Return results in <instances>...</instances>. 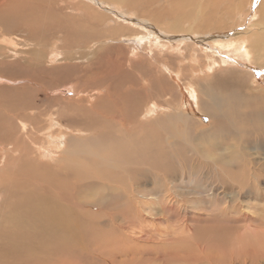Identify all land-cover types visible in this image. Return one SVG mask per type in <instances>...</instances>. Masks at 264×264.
Segmentation results:
<instances>
[{
	"label": "rangeland",
	"instance_id": "1",
	"mask_svg": "<svg viewBox=\"0 0 264 264\" xmlns=\"http://www.w3.org/2000/svg\"><path fill=\"white\" fill-rule=\"evenodd\" d=\"M26 1L27 7L25 9L30 17L33 14L37 16L38 11L47 6L44 10L48 12L44 13V20H41L44 23L40 24L53 27L47 28L51 32L43 31V34H39V39L48 44V49H46L44 55L46 64H44L43 59L41 67H35V69L27 65L19 66L16 63L7 66L0 65V68L2 66L0 76L17 79V81L32 79L33 83L37 84L35 86L29 84L28 88L19 90L13 88L17 82L12 81L10 85L8 83L7 86L0 87V143H10L11 139L7 138L6 132L7 130L11 132L17 128L18 123L15 117L19 115L22 107L27 106L29 107L28 114H42V121L38 122L37 125V129L41 127V132L39 130L33 132L38 139L27 141L28 145L31 144L35 147L34 142H37L38 146L41 147L38 150L41 154L39 161L35 159L33 163L37 162L38 166L55 167L57 169L58 165H56L55 160L60 154H75L70 152L78 149L81 151L87 149L88 152L94 154L92 156L85 151L84 155L87 158L83 160L78 159L83 156L73 155L70 159L72 166L63 170L67 175L64 183H58L55 176L50 178L52 186L55 185L52 194L60 193V189L63 188L70 195L68 206L72 207L73 216L77 222V226L72 233V240L77 241L78 245L75 243V246L71 244V248H64L61 245L62 239L65 240L68 237L60 233L63 236L54 235L49 240L35 239L33 235L25 236L24 241L27 243V248L31 241L36 240L37 244L33 248L40 249H36L35 254L38 257L43 256L45 255L44 251L50 249V240L53 241V245H51L53 253L49 252L46 255L50 260H53V264H92L85 261V259L93 257H96V260L93 259L97 264H196L197 262H199L197 264H264V129H260L262 125L257 117V104L254 103L255 105L253 104L254 106L252 105L250 110L242 105L234 106V92L230 91L231 88L224 87L223 89L228 88L229 90L230 100L229 98L226 99L221 110L212 108L211 116L216 121L218 129H215L216 133L212 137L205 135L203 133L211 127L210 118L203 113L202 109L196 107V101L190 97L189 92L185 89V84L188 81L193 85L195 84L198 89L205 87L211 94L219 96L218 92H220V95L226 96L227 93L222 92L225 90H219L218 87L213 85L211 74L208 73H212L211 69L204 71V73L195 67H185V71L179 76L168 67L167 70H164L165 72L162 71L167 76L166 82L169 84L170 91L161 93L155 85L148 90L149 77L140 75L135 68V63L142 61L141 55H145L144 58L150 60L153 66L156 65V56L162 64L165 63L164 65L167 66L165 61H167L168 54L163 52L164 50L158 44V41L162 39L161 41H164V44L177 42L176 39L175 41L171 40L175 37L162 33L160 31L161 27L151 24L153 30H155V27L158 30L160 29L159 31L155 30L159 34L150 37L149 42H147L151 46L155 44L153 50L156 53L148 51L149 46L146 48L147 46L143 40L141 42L138 40L137 45L124 44L125 47L121 44L123 48H127L124 57L119 52L120 45H116L111 48L110 55L105 57V61L103 60L101 63L96 64L98 60L89 61V63L84 62L83 64H75L67 60L60 61L61 56L56 54L70 43L69 36L62 39V34H53L52 31H63L61 25H59V19L63 25H67L62 14H60L63 9V12L72 15L71 17L80 18L78 16H80L81 10L78 12L77 9H74L78 6L75 3H86L89 7H96V10L98 6V12L101 14L99 16L112 13L111 17L114 20L118 21L123 27L131 29H137L138 19L136 20L134 13L130 15L121 13L122 9L114 6L113 3L102 4L98 0H93L96 6L92 0ZM219 1L222 7L226 6L228 8L226 11L228 13L224 16L225 23L228 22L226 28L235 27L242 23V26L234 29L235 31L245 28L253 21L254 9L259 3L257 2L259 0H249L246 3L247 7L237 9L233 2H228L229 0ZM36 2L41 4L44 2V5L40 6ZM45 2L53 7L46 10L50 5H45ZM96 2H99V5ZM213 2L216 3L217 1L213 0ZM101 5H104L103 8ZM233 6H235V9ZM19 8L16 4L12 6L13 11L22 13L17 11ZM115 9H117L116 12ZM237 14L242 15L241 22L236 21L235 15ZM6 19V12L3 11L0 13V22H6ZM128 19L132 21H128ZM13 23L15 22H11L10 25L6 24V27L19 29L18 23L17 25L15 23L14 26ZM143 23L147 25L146 21ZM64 28L69 30L66 26ZM127 30H121L120 32L126 33ZM2 31L3 27H0V42L3 40ZM17 31L15 30L17 35L24 33H17ZM249 36L245 35L244 39H241L245 41L246 45L249 42ZM191 38L188 35H183L180 37L181 42L178 44L184 45L189 43V40L190 43L195 41L194 46L199 51L177 52L179 53L177 58L184 59L186 56L187 59L191 56V66H195L199 64L196 63L199 55L212 53V56L224 61L225 65L234 66L240 70L241 74L245 73L243 75L244 80L246 79L243 85L245 94L251 95V89L256 90L257 88L264 91V69L257 71V66L243 56V50L241 49H243L244 43L239 45L242 43L239 41L238 44L237 42L234 43V46L239 45L238 48L226 49L224 45L231 44L229 41L231 36L230 39L226 38L214 42L212 46H209V42L200 41L196 35ZM92 39H94V36L86 39L84 45L79 44L78 40L73 42L74 51L77 52L80 49L79 47H87ZM140 39H143V37ZM0 47H2L1 44ZM143 48L147 50L142 51ZM212 50L214 54L210 52ZM1 51L5 52L6 50ZM157 51L161 52L157 53ZM6 53L11 54L7 51ZM83 53H77L74 56L79 58ZM172 53L175 54L173 50ZM54 63L56 66H54ZM179 63L177 62V65ZM99 66L102 70L105 68L103 70L105 78L108 77L112 82V90L110 89V91L114 93V98L109 97L100 100L95 108L97 111L102 112L103 110L105 112L107 109V112H109V110L115 111V109H118L120 115L125 117L126 112L131 109L133 102H135L136 96L141 98L144 113L140 117L137 115L136 119L145 120L146 118L149 121L160 119V124H162L161 121H165L162 125L164 123L166 125L167 120L163 117L169 116L172 118L174 116L175 118L180 111L179 114L182 112L183 115L191 117L190 131L191 137H194L192 143L195 150L187 146V140H179L180 145L177 140H174V135L177 133L178 136L179 133L182 134L183 127L178 122H173L165 129L164 133H167L168 129L170 132L175 128L177 130H173L174 135L168 137L167 140L161 137L162 134L152 140L158 145L160 141L159 150L150 149L147 145L148 141L156 135L154 131L151 132L152 136L150 134L145 135V132H142L144 141H140L138 135L134 139V137L127 138L128 136L121 133L115 140H109L108 144H96V139L90 141L77 139L76 144L70 142V139L76 138V134L71 131L73 127L70 128L68 124L70 115H72L70 109L83 111V109L77 107L76 100L83 99L84 95L90 97L91 93L94 92L93 84L97 82H95L93 72L101 71ZM132 66H134L133 69ZM160 66V69L164 67ZM196 77H199V79ZM249 79L250 82L248 83L247 80ZM126 81L134 83L133 90L129 89L128 83L123 85ZM65 85H67V88H63ZM72 87H75V90ZM77 87L80 91L76 90ZM199 96L201 102L208 103L209 100L205 95L201 94ZM114 99L117 100V105L113 102ZM93 101L90 99L87 102L91 105L94 104ZM229 104L231 106L233 104V106L228 107ZM146 109L150 110V115L146 114ZM47 119L51 122L50 131L49 129L43 130L44 121ZM80 120L82 121V119ZM118 128L119 126H115L113 132H118ZM60 132H63V135ZM18 134L20 135V133ZM237 135H239L238 139L234 138ZM11 170L13 169L11 168ZM38 174L26 172L23 174L17 173L14 178L10 177L14 184L28 182L32 184L31 187H35L38 185L39 179L32 180L29 177L35 178L38 177ZM8 178V175L0 177V190L3 182H8ZM40 181L43 183L40 189L35 188L36 191L48 190L49 180L42 178ZM21 190V195L17 197L6 193V200L11 203H9L7 209L5 205L0 206V215H3L0 217V226L8 227L7 218L10 219V223L13 220L15 221V224H12L13 227L22 226L23 222H26H20L19 218H16V213L14 215L8 213V210L14 208L13 205L16 203L21 208V202L25 196V190L23 188ZM5 191L10 192L11 190L6 188ZM53 198L58 199L61 204L66 203L67 200L62 195H53ZM1 199L0 196V202ZM83 223L84 225H82ZM13 240L18 242L19 237H14ZM60 241L62 242L60 243ZM32 255H34V251ZM88 255H92V257Z\"/></svg>",
	"mask_w": 264,
	"mask_h": 264
},
{
	"label": "bare ground",
	"instance_id": "2",
	"mask_svg": "<svg viewBox=\"0 0 264 264\" xmlns=\"http://www.w3.org/2000/svg\"><path fill=\"white\" fill-rule=\"evenodd\" d=\"M22 1L23 0H0V11H1L0 13L5 11L6 16H7L6 22L5 21L3 23L0 22V25H1L0 27H3V31L1 32L3 40H1V42H0V44L2 46V47H0V65L7 66L8 64L16 63L19 66L27 65V66L35 69V67H41V63H43L42 62L43 59H44L43 60L44 62L46 61L44 58V55H45L46 49H48V44L46 42H42L41 39H39L40 38L39 34H43V31L44 32L45 31L51 32V30H48L47 28L53 27V26L41 25L43 22L41 20H44V13L48 12V11L44 10L47 6H44L45 8L42 7L44 9H41L40 11H38L37 16H35L33 14L32 17H30V15H28V11L25 9V7H27L25 4L26 0L23 2ZM35 1L36 0H32L31 2H35ZM98 1L102 4H104V3L112 4L113 3L114 6L122 9L123 12L121 10V13H124L125 15H130L131 13H134L136 20L138 19L137 20L138 26L136 25L137 29H134V28L131 29V28L123 27L121 24L118 23V21L114 20L111 17L112 13H108V14H106V16L103 14H102V16H99L100 12H98V8H99L98 6H97V10H96L95 9L96 7H93V6L89 7L88 4L86 5V3L85 4H78V2H77L75 4L78 6H77V8H74V9L75 10L77 9L76 11H78V12H80V10H81V13H79L80 16H78L80 18H76V16L71 17L72 15L70 16L67 13H64L63 12L64 9H63L60 12V14H62L64 22L67 25H63V23L58 18L59 19L58 21L60 23L59 25H61L60 27H62L63 31H60V30L59 31H52L53 34H62L63 35L62 39H65L67 36H69V42L70 43L68 45H66L65 48H62L61 52L59 51V53L56 54L57 56L58 55L61 56L60 61L67 60L69 62H74L75 64H83L84 62L89 63V61L92 62V61L98 60L96 62V64L101 63L105 57H108V55H110V50L112 47H115L116 45H118V46L120 45L121 48L119 47V50H120L119 52L123 56L124 54H126V49H127V48H125L126 45H124V44L137 45L138 40L140 42L143 40L144 44H146V46H147L146 48H148V46H149L150 49L148 51H150L152 53H156L153 50L155 44L151 46L147 42H149L150 37L159 34L156 32L158 30V28H156V27H161L160 28L161 30L160 29L159 30L162 31V33L169 34L170 37H175V38H171V40L175 41V39H176L177 42L175 41L173 43H167V44L165 43L164 44V41L163 42L161 41L162 39L160 41L157 40L158 44L162 46L164 53H166L168 55L171 53L169 56L167 55V61H165V62H167V66L164 65L165 63L162 64V62L158 58H156L157 57L156 55H155L156 57L154 56L155 57V64H156L154 66L151 64L150 60L148 61V59L144 58L145 55L144 56L141 55V59H142L141 62L135 63V68H136V70H138L140 75L149 77V79H148V83H149L148 90L151 89L152 86L155 85L158 87V89H160L161 93L170 91V87H168L169 84H167V82H166L167 76L164 74V72H165L164 70H167L168 67H170V69L174 73H177L179 76H181L183 74V72L185 71V69H184L185 67L186 68L195 67L197 70H199L201 72H204L206 70L211 69L212 73H210V72H208V73L211 74L210 77H211V80L213 81V85L215 87H218L219 90H221V89L225 90L222 92H226L227 93L226 96L220 95V92H218L219 96H217V94L216 95L211 94L210 92L207 91L208 89H206L205 87L204 88L201 87L198 89L195 86V84L193 85L192 83H190L188 81L185 84V89L189 92L190 97L196 101V105H197L196 107L199 109H202L203 113L208 118H210L209 120H210L211 127H210V129H208L207 132H205L203 134L209 135L212 137L216 133L215 129H218V127L216 125V121L211 116V110H212V108H216V109L221 110L222 105L225 103L226 99L229 98V100H230V96H229L230 93H229L228 88H231L230 91L234 92V95H233L235 98V105L234 106H241L242 105L244 107H248V109L250 110V108L252 107V105L254 103L257 104V117L259 118V121H261L260 123L262 125L260 129L261 130L264 129V91L259 90L257 88L256 90L251 89V91H252L251 95H247L248 93L245 94L243 92V85L246 81V79L244 80V77H243V75L245 73L241 74V72L238 68H236L234 66L225 65L224 61H220L218 58H215L214 56H212L211 55L212 53H209V52L205 55H199L197 57V62H196L199 64L198 65L196 64L195 66H191V63H192L191 56L187 59L185 58L186 56L184 57V59L177 58V56L179 57V53L181 51H184L186 53H188L189 51H192V50L197 51V52L199 51L194 46L195 41L194 42L192 41L190 43V40H189V43H186L184 45L178 44L181 42L180 37H182L183 35H188V37H190V38L192 36L194 37V35H196V36H198L200 41L202 40V41L209 42V46L210 45L212 46V44L214 42L219 41L221 39L222 40L226 39V38L230 39V36H231V39L229 40L231 42V44L223 43V44H225L224 48H226V49L227 48L232 49L233 47H234V49L238 48L239 45H241L245 42V41H242L241 39H244L245 35H250L248 44L246 45L244 43V45L242 46L243 49H241V50H243L242 51V53L244 54L243 56H245L247 58V60H249L252 64H255L257 66V68H256L257 71L264 69V0L257 1L259 3L256 5V7L254 9L255 15H253V17H254L253 21H251L250 24L246 25L245 28H240L241 30H239V31L238 30L235 31L234 29L239 27V26H242V23L235 26V27L233 26L231 28H228V27L226 28L228 22L225 23L224 16H226V14L228 13V12H226L228 10V8L226 6L222 7L219 0H216L217 1L216 3L213 2V0H98ZM248 1L249 0H229L228 2H233L235 4L236 8L240 9L242 7H245V6L247 7L246 3ZM26 2L28 3V1H26ZM92 2H93V0H92ZM99 2H96V4L99 5ZM36 3H38V2H36ZM14 4H16L20 7L17 11L22 12V13H16V11L12 10V6ZM38 4H40V6L42 5L41 3H38ZM48 4L49 3L46 4V2H45V5H48ZM110 4H108V5H110ZM49 5L50 6H48V9H46V10H49L50 7H53L51 4H49ZM94 5H95V3H94ZM103 6H102V8H103ZM235 6H233L234 9H235ZM221 8H222V10H220ZM116 10L117 9H115V12H116ZM16 14H18V15H16ZM22 14H23V16H22ZM30 14H31V12H30ZM119 14H120V12H119ZM235 16H236L237 22L242 21V19H243L242 15L237 14ZM10 20H12L11 22L14 21L16 23V25L18 23L19 29H15V28L12 29L11 27H10L11 28L10 29V28L6 27V24L10 25V23H11ZM130 20L128 19V21H130ZM144 21L147 22V25H146V23H143ZM15 23H13V26L15 25ZM234 23H235V20H234ZM55 24H52V25H55ZM151 24L156 26L155 27L156 31L153 30V26ZM64 26H66L69 30H66L64 28ZM15 30H18L17 33H19V32H24V33H22L23 35L22 34L17 35V34H15ZM121 30H127L128 33L127 32L122 33V32H120ZM105 33H107V34H105ZM92 36H94V39H92L91 42L88 41L89 44L87 47H85V48L79 47L80 49H78L77 52L74 51V48L72 47L73 42L78 40L79 44L84 45L85 40L89 39ZM141 37H143V39H140ZM159 37H161V36H159ZM195 38H197V37H195ZM185 39H183V40H185ZM38 40H39V42H38ZM239 41L242 43H240L237 46ZM236 42H237V44L234 46V43H236ZM45 43H46V45H45ZM198 43H200V42H198ZM121 44L125 47L123 48V46H121ZM150 44H152V43H150ZM217 45H218V43H217ZM4 49L7 52H10L11 54L8 53L9 54L8 55L6 53V51L5 52L1 51ZM145 50H147V49H145V48L142 49V51H145ZM172 50L175 52V54L172 53ZM81 52H84V53L79 58L74 56V54L81 53ZM160 52L157 51V53H160ZM177 52H179V53H177ZM210 52H213V50ZM237 52H238V50H237ZM213 54H214V52H213ZM45 57H47V56H45ZM138 58H139V56H138ZM164 59H166V58H164ZM194 59H195V57H194ZM57 60L59 61V59H57ZM177 62H180V63L177 65ZM63 63H65V62H63ZM44 64H46V62ZM104 64H106V63H104ZM160 65H162L164 67H162V69H160V67H161ZM54 66H56L55 63H54ZM110 66H112V65H110ZM133 67L134 66H132V69H133ZM1 68H2V66H1ZM99 68L101 69L100 66H99ZM99 68H98V70H99ZM80 69H82V68H80ZM86 69H88V68H86ZM103 70L101 69V71L99 70V72H93V75L95 76V82H97V83L96 84L94 83L95 85L92 83L94 86V92L91 93L90 97L89 96L86 97L81 92L84 95L83 96L84 98L80 99V100H76L77 107L80 109H83V111L79 112L77 109H70L72 115H70L68 124H69L70 128H71V126L73 127V129L71 131L74 134H76V136H75L76 138L73 137L72 139H70V142H75L73 144H76L77 139L78 140L86 139L88 141L96 139L95 140L96 144H99V145L101 143L108 144L109 140H115L116 137L119 136L121 133L128 136L127 138L134 137V139H135V136L138 135L140 137V141H144V135L141 133L145 132V135H147V134L151 135V132L154 131L156 133V135L153 138H151L150 141H148L147 145L150 149L159 150L160 149L159 145L161 146L160 141H159V145H158L156 142H153L152 140L159 137L160 134H162V136H161L162 138L167 140L168 137H170L171 135H174L173 130H176V128L173 129L172 132H170V130L168 129L167 133H164L165 129H167L168 126H170L173 122L174 123L178 122V123L182 124V127H183V129L181 128L182 134L179 133V136H178V133L176 135H174V140H177L178 144H179V140H182V139L187 140V146H189L192 150H195V147L193 146V143H192L194 137L193 136L191 137V131H190L191 130L190 124L192 123L190 121L191 117L183 115L182 112H181V114H179L180 111L178 114H176L175 118H174V116L172 117L173 119L169 116H166V117L164 116L163 118L167 120L166 125H165V123H164V125H162L163 122H165V121H161L162 124H160V122H159L160 119L154 120V121H152V120L149 121L146 118H145V120H142L141 118L140 119L137 118L138 119L137 120L136 117H138V116L140 117L141 114H144L143 110H142L143 104L141 103V101H140L141 98L139 96H136V98L134 99L135 102H133L131 109H129V111L126 112L125 117L120 115L119 111H117L118 109L117 110L115 109V111L109 110V112H107V109L105 112L103 110H102V112L97 111L95 108L99 104L100 100H104L105 98H109V97L114 98V93H111V91H110V89L112 90V88H111L112 82L108 77L105 78V72ZM128 70L131 71L130 69H128ZM78 71H79V69H78ZM6 73H7V71H6ZM213 73H215V74L212 76ZM167 75H169V74H167ZM192 75H194V74H192ZM256 77H257V75H256ZM196 78L199 79V77H196ZM12 81L17 82V84H14L15 86L13 88L19 89V90H24L26 87L28 88L29 84L32 86L37 85L36 83H33L32 79H30V80L27 79L26 81L24 79H20V81H17V79H10V77L0 76V87H4V85L7 86L8 83L10 85V82L12 83ZM201 81H203V80H201ZM204 81H206V80H204ZM178 82H180V81H178ZM247 82L249 83L250 79L247 80ZM127 83L129 85V89L133 90L134 83L133 82L130 83V81H126L123 83V85L127 84ZM199 85H200V83H199ZM202 86H204V85H202ZM208 86H210V85H208ZM229 86H231V87H229ZM224 87H228V88L223 89ZM63 88H67V85H65ZM72 88H73V90H75V87H72ZM78 88L79 87H77L76 90H79ZM69 89H70V87H69ZM148 90H146V91L148 92ZM88 93H90V91H88ZM145 94H147V93H145ZM201 94L205 95V97L208 98V100H209L208 103L200 101L199 95H201ZM90 99L94 100L93 101L94 104L90 105L87 102ZM205 101H207V100L205 99ZM83 102H84V104H83ZM113 102L116 105L118 104L117 100H115V99ZM151 104H149V105H151ZM232 106H233V104H232ZM232 106L230 104L228 105V107H232ZM101 107H103V106H101ZM28 109H29V107H27V106L22 107L19 115L15 117V120L18 123V125L16 124L18 131H17V128L11 132H10V130H7L6 135H7L8 139H11L10 143L9 144L8 143H5V144L0 143V177L3 175L4 176L8 175V177H9L8 182H6V181L3 182L2 189L0 190V196L2 197L1 202H0V206L5 205L6 209L9 208L8 206H9V203H11V202H8L6 200V198H7L6 193H9L11 196L17 197V196L21 195V193H22L21 189L23 188L25 190L24 191L25 196L21 202V208L18 207V204L16 203L13 205L14 208L12 207L10 210H8V213L12 214V215H14L16 213L15 214L16 218H19L20 222L26 221L25 223L23 222V224L21 223L22 226L20 225L18 227L17 226L13 227L12 224H15L14 223L15 221L13 220V222L10 223L9 222L10 219L7 218L8 227L6 228V227L0 226V264H53V262H52L53 260H50V258L48 256H46L49 252L53 253V249H51V245H53V241L50 240V243H49L50 249H46L44 251L45 255L38 257L35 254V252H37L36 249H38V248H36V247L33 248V246L35 244H37L36 240H33V242L31 241V243L29 244V246L27 248V243H26V241H24V238H25V236H28V235L29 236L33 235V238H35V239H41L42 238V239H46V240H49L54 235H58V236L67 235L68 238H66L65 240L62 239L63 242L60 241V243L62 242L61 245L64 248H71V244H74V246H75V243L78 245L77 241L72 240V233L74 232L75 227L77 226V222L73 216L72 207L68 206V198L70 195L67 193V190H65L63 188L60 189V193L52 194L55 185L52 186L53 184L51 183L50 178L51 177L53 178L55 176V179L57 180L58 183L59 182L64 183L67 175H66V172H64L63 170L69 169L70 166H72L71 165L72 161H70L72 156L73 155L83 156V157H79L78 158L79 160L86 159L87 156H85L84 153H85V151L88 152V150L84 149L83 151H81L80 149H78L77 151L70 152V153H75V154H60L58 157H56V160H55L56 165H58L57 169L55 167L49 168L47 166H38L37 162L33 163V161H35V159L37 161H39V157L41 154L38 152V150H40L41 147L38 146L37 142H34L35 147L32 146L31 144L28 145L27 141L29 139H33V140L38 139L37 136H35V134L33 132L34 131L38 132V130H39V132H41L40 131L41 127H38V129H37V125H38V122L42 121V118H41L42 114L41 113H34V114L30 113V114H28L27 113ZM145 112H146V114H149V115L151 114L150 110H148V109H146ZM247 115H249V114H247ZM80 119H82V121ZM36 121H37V123H36ZM44 123L45 124L43 125V130L49 129V131H50L51 122L47 119L44 121ZM230 124L232 125L231 120H230ZM46 125H47V127L45 128ZM115 126H119L118 132H115V131L113 132V130H114L113 128ZM18 133H20V135ZM61 133L63 135V132H60V134ZM29 135H31V136H29ZM238 137H239V135H237V137H234V138L238 139ZM134 139H132V140H134ZM195 139H197V138H195ZM239 140H241V139H239ZM88 153L92 156L94 155L90 152H88ZM11 168L13 170H11ZM9 172H11V173H9ZM26 172L27 173H29V172L39 173L38 177H35V178L29 177V178H31L32 180L36 179V178L39 179V183H41L40 186H39V183L35 187L34 186L31 187L32 184H30L28 182H20L18 184L13 183L12 178L16 177L17 173L23 174ZM55 173H56V175H55ZM42 178H45V180H47V179L49 180L48 181L49 185L47 186V188H49V189L45 190V191H36L37 188H39V189L41 188V185L43 182H41L40 180ZM53 181L55 182L54 179H53ZM6 184H7V186L4 187V185H6ZM6 188H8L11 191L6 192L5 191ZM53 195H56V196L62 195L63 197H65V199H67L65 201L66 203L61 204L58 201V199L53 198ZM59 200H60V198H59ZM2 216L3 215H0V217H2ZM82 225H84V223ZM60 233H62L63 235ZM14 237H19L18 242H15L13 240ZM117 240H119V239H117ZM112 242H113V240H112ZM55 245H56V241H55ZM33 251H34V255H32ZM88 256L92 257V255H88ZM93 258H87V259H85V261H87V262L89 261L92 264H97L94 261V259L96 257L94 259ZM197 260H199V259H197ZM55 262L57 263L56 260H55ZM197 263H199V262H197Z\"/></svg>",
	"mask_w": 264,
	"mask_h": 264
}]
</instances>
